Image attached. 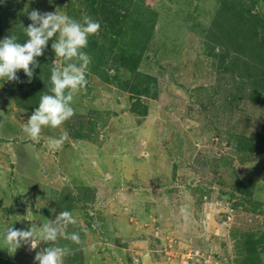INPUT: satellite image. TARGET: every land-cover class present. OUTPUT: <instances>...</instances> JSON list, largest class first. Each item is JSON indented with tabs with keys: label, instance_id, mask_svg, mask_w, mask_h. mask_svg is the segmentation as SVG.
I'll return each instance as SVG.
<instances>
[{
	"label": "rangeland",
	"instance_id": "obj_1",
	"mask_svg": "<svg viewBox=\"0 0 264 264\" xmlns=\"http://www.w3.org/2000/svg\"><path fill=\"white\" fill-rule=\"evenodd\" d=\"M73 217L87 264L256 263L264 0H0V264Z\"/></svg>",
	"mask_w": 264,
	"mask_h": 264
},
{
	"label": "crops",
	"instance_id": "obj_2",
	"mask_svg": "<svg viewBox=\"0 0 264 264\" xmlns=\"http://www.w3.org/2000/svg\"><path fill=\"white\" fill-rule=\"evenodd\" d=\"M82 92L85 94L86 90H83ZM74 118L77 121L78 120L80 121L81 119H82L81 122L84 121L83 120L84 116L82 113L81 114L74 113L73 119ZM74 124H75V122H74ZM232 167H233L232 163L224 158L221 168L222 169L228 168V173L225 174V173L220 172L219 176L221 177L222 181L227 184V186H232L233 179L235 180V170ZM212 171H213V169H212ZM215 171H217V170H215ZM50 175H52V171H51ZM30 177H32V180H34V181H32L30 179V184L28 185V188L30 190H31V188H33L35 190V194L37 192L41 191L42 188L47 187V184L49 182H53V180L50 179L48 174H41L40 172H39L38 177H35L34 175L30 176ZM44 179H46V181L48 183L44 182ZM31 194H32V191H31ZM78 209H79V207H78ZM73 218H74V222L70 223L72 225L70 227L71 233H69V237H70L69 240L72 242L68 243L65 248L60 246L59 236L56 235V232H58V230L60 228L58 226L54 227V226H52V224L46 225V231L44 233L46 236L41 241H39L38 243L35 242L36 243L35 245L38 246L39 251L43 255L49 257V259H51V261H53L54 264H55L54 261H59V260H56L55 258H57V256H60L63 254L62 250H65L66 252H69L70 254L73 251L74 255L72 256V259L75 260V264H87V260H89V258L87 257L88 255L85 256V255L81 254L82 253L81 251H83V254H85L84 252L86 249H87L86 251H88L89 243H87V247H85V245H83V242H79L80 240L83 241V239L81 238L82 235H81V231H80L81 230V228H80L81 222H77L76 217H73ZM74 238H75V240H73ZM75 251H77V252L74 253ZM258 254L259 255L256 258V263H254V264H264V250L261 249ZM85 257H87L88 259ZM95 258H97V255H95ZM239 261H240V262H238L239 264H251L245 260L244 261L239 260Z\"/></svg>",
	"mask_w": 264,
	"mask_h": 264
},
{
	"label": "trees",
	"instance_id": "obj_3",
	"mask_svg": "<svg viewBox=\"0 0 264 264\" xmlns=\"http://www.w3.org/2000/svg\"><path fill=\"white\" fill-rule=\"evenodd\" d=\"M240 7V6H239ZM246 8V7H245ZM253 18L254 19H256V20H258L259 18H260V16H258V15H256V13L253 15ZM217 27H218V25H217ZM27 29H29V28H27ZM32 29V31H35L36 32V34L38 33V32H40L41 31V29H39V26H37L36 25V27H34V29H33V27L31 28ZM222 30V29H221ZM223 30H225V29H223ZM35 34V35H36ZM22 39V38H21ZM22 42H23V39H22ZM38 42H40V40L38 41ZM24 45H25V42H23L22 43V45H21V48L23 49V47H24ZM242 47H244V45H240V44H237V46H236V48H238V49H242ZM18 49V48H17ZM17 51H20L21 53H19L18 54V57H17V60H16V58H15V56H13V54H12V50H11V59H14L15 61H17V63H20V65L21 66H23L24 64H23V62L21 63L20 62V60L23 58V56L24 55H29L28 53H27V51H25V48H24V51H22V50H17ZM242 51V50H241ZM8 52H10L9 50H8ZM131 52H133L134 53V51H131ZM128 56L131 58V57H133V54H132V56H131V53L130 54H128ZM138 57H139V55H138ZM138 57H135V59H136V61H135V63L132 65V67H134V68H136V63H137V59H138ZM32 58H34V56L32 57ZM237 58V57H236ZM238 59V58H237ZM18 60H19V62H18ZM24 60V59H23ZM18 73H20V75L22 76L23 75V67L20 69V70H18ZM28 77H29V73H25ZM142 92H144L145 93V89L144 90H142ZM136 93H139L138 91L136 92ZM218 161V160H217ZM216 161V163L214 164V166H213V170L215 169V170H217V168L219 169V168H221V166H222V162L221 163H219V162H217ZM235 182V180L233 179V183Z\"/></svg>",
	"mask_w": 264,
	"mask_h": 264
}]
</instances>
